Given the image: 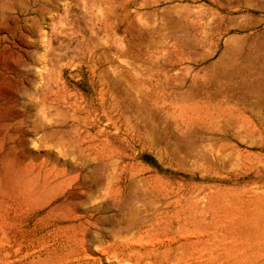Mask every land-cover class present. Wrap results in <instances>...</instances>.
<instances>
[{"label": "rangeland", "instance_id": "1", "mask_svg": "<svg viewBox=\"0 0 264 264\" xmlns=\"http://www.w3.org/2000/svg\"><path fill=\"white\" fill-rule=\"evenodd\" d=\"M237 1L0 0V264H264V85L219 68L264 9Z\"/></svg>", "mask_w": 264, "mask_h": 264}, {"label": "bare ground", "instance_id": "2", "mask_svg": "<svg viewBox=\"0 0 264 264\" xmlns=\"http://www.w3.org/2000/svg\"><path fill=\"white\" fill-rule=\"evenodd\" d=\"M231 1H233V0H231ZM231 4H232L231 5L232 7L235 6L237 8H243V9L245 8L247 10H249L251 8L264 9V0H238L237 4H235V2H232ZM218 10H219V8H217V9L214 8V14H220V11H218ZM191 16H193V15H191ZM217 17H218V15H217ZM233 22H236V21H233ZM233 22H232V24H233ZM177 27H178V25H177ZM244 27H245V24H244ZM190 30H191V28L189 27V24H184V26H183L184 35L182 34V36L189 35ZM226 31L229 32L230 28H227ZM183 32L181 31V33H183ZM185 40H186V38H185ZM261 51L262 52L264 51V29H262L261 31L257 30L255 32H253V35H252L250 41L248 39L244 38V36L241 34H235L230 38V43L228 44V46L224 52L225 53V57L223 56L224 60L222 59V63L221 64L219 63L220 64L219 68L224 69V71H226V73H229L228 72L229 70L234 69L235 70L234 72H237L235 75H238V73H240L238 75L240 78V82L246 83L250 87H255L258 85H264V77L262 76L263 71H264V59L258 60V58L256 59L254 57L257 53H260ZM244 69H248V72L243 74L241 71ZM232 71H230V74ZM229 76L231 77V75H229ZM234 77L236 78L237 76H234ZM226 78H228V76ZM235 78H233V79L235 80ZM204 105H207V104H196V103H194V105L192 104L190 106L183 107L181 112L178 114L179 123L189 131L201 130L203 128L201 109L204 107ZM212 105H214V104H212ZM215 105H217V104H215ZM165 256H166V258H168L167 254H165Z\"/></svg>", "mask_w": 264, "mask_h": 264}]
</instances>
